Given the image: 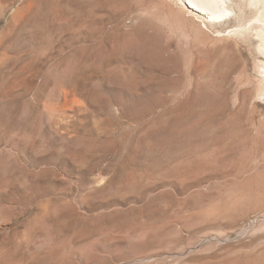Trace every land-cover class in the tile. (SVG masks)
Returning a JSON list of instances; mask_svg holds the SVG:
<instances>
[{
  "label": "rangeland",
  "instance_id": "374dc122",
  "mask_svg": "<svg viewBox=\"0 0 264 264\" xmlns=\"http://www.w3.org/2000/svg\"><path fill=\"white\" fill-rule=\"evenodd\" d=\"M231 1L0 0V264H264V0Z\"/></svg>",
  "mask_w": 264,
  "mask_h": 264
},
{
  "label": "bare ground",
  "instance_id": "6f19581e",
  "mask_svg": "<svg viewBox=\"0 0 264 264\" xmlns=\"http://www.w3.org/2000/svg\"><path fill=\"white\" fill-rule=\"evenodd\" d=\"M179 1L183 5L184 10L187 11L189 15H195V17L196 16L203 17V19L205 18L204 21L207 22H216L217 20L218 21L223 20L222 17L225 18V16L227 17L228 14L230 15L232 12L229 7V3H230L229 0H179ZM257 36L262 42L259 45V49L260 51L264 52V34L262 31L261 32L258 31ZM248 41L249 38H247L244 35H240L239 38L236 39L234 45L239 46ZM230 45L232 46V44Z\"/></svg>",
  "mask_w": 264,
  "mask_h": 264
},
{
  "label": "built area",
  "instance_id": "2783aa9c",
  "mask_svg": "<svg viewBox=\"0 0 264 264\" xmlns=\"http://www.w3.org/2000/svg\"><path fill=\"white\" fill-rule=\"evenodd\" d=\"M130 23H131V19H128V20H127V24H130Z\"/></svg>",
  "mask_w": 264,
  "mask_h": 264
}]
</instances>
